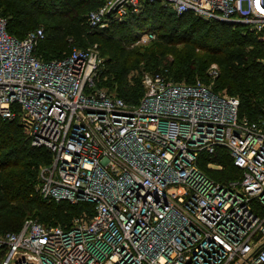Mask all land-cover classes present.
<instances>
[{
	"label": "built area",
	"instance_id": "1",
	"mask_svg": "<svg viewBox=\"0 0 264 264\" xmlns=\"http://www.w3.org/2000/svg\"><path fill=\"white\" fill-rule=\"evenodd\" d=\"M149 1L264 31V0H105L87 24L102 28ZM43 38L42 28L15 38L0 15V119L50 152L40 195L92 211L65 227L26 218L0 232V264H264V107L239 117V99L211 89L215 64L210 84L144 71L142 96L127 103L96 86V45L44 60ZM154 38L143 32L134 45ZM219 150L237 178L207 173Z\"/></svg>",
	"mask_w": 264,
	"mask_h": 264
},
{
	"label": "trees",
	"instance_id": "2",
	"mask_svg": "<svg viewBox=\"0 0 264 264\" xmlns=\"http://www.w3.org/2000/svg\"><path fill=\"white\" fill-rule=\"evenodd\" d=\"M78 1L0 0V15L7 18V32L17 39L42 28L44 38L35 54L44 60L66 56L71 44L98 46L103 65L96 86L127 103H137L142 96L144 71L161 72L176 82L208 83V69L215 64L218 75L212 90L237 97L239 117L253 120L260 114L264 107V31L203 20L190 12L175 14L159 1L146 2L139 13L99 30L89 27L83 14L105 0ZM54 5L59 11H52ZM118 29H122L119 34ZM148 31L156 34L153 40L131 48L124 46ZM50 161V152L32 146L17 120L0 119L1 233L16 231L26 218L33 217L43 224L65 227L74 216L92 211L86 202L71 204L40 195L38 170ZM210 161L219 167L207 170L214 179L238 177L239 170L226 151H217Z\"/></svg>",
	"mask_w": 264,
	"mask_h": 264
},
{
	"label": "rangeland",
	"instance_id": "3",
	"mask_svg": "<svg viewBox=\"0 0 264 264\" xmlns=\"http://www.w3.org/2000/svg\"><path fill=\"white\" fill-rule=\"evenodd\" d=\"M75 2L76 3H78L79 1L78 0H75ZM54 3V2H53ZM54 8V9H53ZM52 9V11H59V7H57V6H55L54 5V7H53ZM86 12L83 14L84 16H86ZM110 26V23H108V25H106V26H104V27H102V28H99V30H103V29H107V28H110L109 27ZM120 32H122V29H118L117 31H116V33L117 34H119ZM155 36H156V34H155ZM138 45V44H137ZM137 45H134V43H126L124 46L126 47V48H131L132 46H137ZM140 45V44H139ZM138 45V46H139ZM91 46H93V44L91 45V44H88V45H86V46H80V47H78V46H76V45H74V44H71V46L69 47V49L71 48H73V47H75V48H80V49H84V48H88V47H91ZM97 47V50H98V52H99V49H98V46H96ZM68 49V50H69ZM202 83H204V84H210L209 82L207 83V82H202ZM212 89V88H211ZM111 93H113V92H111ZM219 93V92H218ZM114 94V93H113ZM224 94V93H223ZM225 95H227V96H230V95H228V94H226L225 93ZM46 166V165H45ZM45 166H42V167H40L39 168V170H38V176H39V179H40V186H39V191H40V187H41V185H42V181H41V173H42V169L45 167ZM34 218V217H33Z\"/></svg>",
	"mask_w": 264,
	"mask_h": 264
},
{
	"label": "water",
	"instance_id": "4",
	"mask_svg": "<svg viewBox=\"0 0 264 264\" xmlns=\"http://www.w3.org/2000/svg\"><path fill=\"white\" fill-rule=\"evenodd\" d=\"M231 23V22H230Z\"/></svg>",
	"mask_w": 264,
	"mask_h": 264
}]
</instances>
